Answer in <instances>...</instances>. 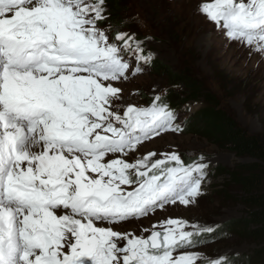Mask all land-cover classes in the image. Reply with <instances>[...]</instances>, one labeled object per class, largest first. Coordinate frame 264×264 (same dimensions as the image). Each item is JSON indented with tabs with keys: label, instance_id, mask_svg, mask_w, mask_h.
Returning a JSON list of instances; mask_svg holds the SVG:
<instances>
[{
	"label": "snow or ice",
	"instance_id": "snow-or-ice-1",
	"mask_svg": "<svg viewBox=\"0 0 264 264\" xmlns=\"http://www.w3.org/2000/svg\"><path fill=\"white\" fill-rule=\"evenodd\" d=\"M198 11L264 54V0H201ZM108 18L105 0H0V264H234L186 251L214 229L182 218L148 236L113 230L194 203L208 165L175 151L123 158L184 129L160 93L120 114L111 82L128 79L124 53L133 76L153 55L119 24L98 26Z\"/></svg>",
	"mask_w": 264,
	"mask_h": 264
},
{
	"label": "rangeland",
	"instance_id": "rangeland-1",
	"mask_svg": "<svg viewBox=\"0 0 264 264\" xmlns=\"http://www.w3.org/2000/svg\"><path fill=\"white\" fill-rule=\"evenodd\" d=\"M105 2L109 18L98 26L119 24V31L135 33L143 41L147 54L151 52L156 60L134 76L130 68L126 80L111 82L121 89L120 114L127 106H149L160 93L174 106L177 122H182L184 129L166 131L146 140L136 153L123 158L133 162L136 156L156 152L155 159H160L161 154L175 151L183 160L203 156L208 165L201 194L194 203L169 204L146 217L114 224L113 230L132 231L139 236L141 229H148L143 232L148 236L160 221L182 218L189 226L214 229L212 233H201L199 242L186 251L207 258L227 254L234 264H259L260 245L243 230L246 207L240 199L241 191L225 173L255 159L239 157L213 136L202 135L209 125L191 113V107L194 110L205 107L203 94L209 93L215 98V110H221L247 134L260 137L264 132V54H250L248 47L230 42L224 31L198 11L201 0H119L115 6L109 0ZM184 76L190 77L191 83ZM193 84L195 90L189 86ZM176 97H185L190 110L175 105L172 101ZM184 119L187 120L183 122ZM260 165L264 187V163Z\"/></svg>",
	"mask_w": 264,
	"mask_h": 264
},
{
	"label": "trees",
	"instance_id": "trees-1",
	"mask_svg": "<svg viewBox=\"0 0 264 264\" xmlns=\"http://www.w3.org/2000/svg\"><path fill=\"white\" fill-rule=\"evenodd\" d=\"M109 1L115 6L119 0ZM113 10L118 11V7H114ZM184 77L191 83L190 77ZM189 86L193 90L196 88L194 84L193 87ZM203 95L206 101L205 107L194 113L195 116H200L202 123L209 125V129L202 135L213 136L212 138L221 146L239 157L249 156L255 159V162L238 164L235 169H228L225 173L230 177L229 181L241 191L240 199L246 207V217L243 220L246 228L243 230L252 241L260 245L259 264H264V187L263 166L260 165L264 163V132L260 137L247 134L233 119L221 110H215L216 101L211 94ZM186 100L185 97H176L172 102L180 106Z\"/></svg>",
	"mask_w": 264,
	"mask_h": 264
}]
</instances>
